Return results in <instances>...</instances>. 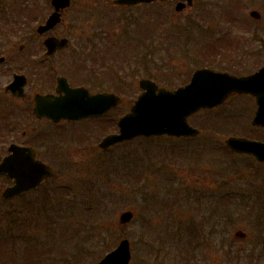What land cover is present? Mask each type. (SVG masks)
I'll list each match as a JSON object with an SVG mask.
<instances>
[{
	"label": "rangeland",
	"instance_id": "obj_1",
	"mask_svg": "<svg viewBox=\"0 0 264 264\" xmlns=\"http://www.w3.org/2000/svg\"><path fill=\"white\" fill-rule=\"evenodd\" d=\"M111 1L73 0L72 6L63 13L61 24L54 31L59 33L60 36L67 38L78 37L77 35L88 30V26L91 28L89 30L91 32L93 31L94 25L105 23H101L96 19V17L100 16V13L95 10V8L100 10L104 6L114 14L131 15L132 19L139 18L141 21H145V23L147 19L153 20L155 22L154 28H157V32L161 35L162 32L160 30L168 31V37L170 38L157 51L154 50L151 57L146 59V69L148 67L147 73L150 72L160 87L168 90L183 85L187 82L190 72H193L197 67H204V64L208 63L196 61V59L200 51L207 49L208 45L204 48V43L207 41V38L211 41L213 38H216L218 29H214L216 28L217 22H227L230 19V17H221V5L229 7L228 0H195L194 8L186 9L182 12V15L174 12L175 2L168 3L169 5L158 6L157 8L141 6L136 9L119 10L112 6ZM229 1L234 6L226 15L229 14L230 16L231 14L235 17V20H232L234 24L230 26L229 24L231 23L227 22V24L222 23L218 26L222 27L223 33L229 32L231 35L239 36L243 40H246L242 43L241 48L242 52L248 55V51L252 49L249 43H254L256 40L254 39L252 42L251 30L253 28L264 27V1L263 3L259 0H252L251 2L250 0ZM12 2L15 3H11L10 11L5 12L3 18L0 15V30L15 29L9 33L10 42H5L7 38L0 35V52L5 58L4 65L0 66V86L9 78L11 71L18 73L21 69V62L17 61V63H14L9 56L18 52L19 47L25 44V39L38 38V35L35 34V28L37 25L42 24L52 11L50 0L48 2L47 0H12ZM19 4L23 9L21 6L20 8L18 6L17 10V5ZM244 4L246 5L244 6ZM79 8L80 12L89 18V22L79 23L73 28L75 26V12H78ZM251 10H256L261 14L262 18L259 23L249 18V12ZM241 14H243L242 17ZM186 17L192 22H187L185 20ZM222 18H225V20ZM237 18L239 20L241 18L240 23H244V29L240 27ZM185 21L188 25L186 28ZM190 25L192 27L189 28ZM99 26L105 29V27H115V24L112 23L109 26L102 24ZM246 27H249V29H245ZM154 28L152 27V31ZM208 29H212V31L207 36ZM109 30L112 32L113 28H109ZM109 30L105 29L107 32ZM53 33L51 32L48 35H52ZM219 33L221 34V32ZM262 43H264V38ZM201 45L202 47H199ZM215 45L219 50L224 51L225 49L222 47L227 48L224 42H219ZM28 47L32 51L25 50L22 53H42V51L38 50L39 46L36 41ZM253 47L254 51H264V45L262 49H258L256 46ZM124 59L121 57L117 59V63L123 68L127 64ZM245 59L248 60V57ZM263 62L264 58H261V61L255 62V65H262ZM81 64L84 67L85 61H82ZM206 65L212 67L209 64ZM67 66L69 67V65ZM127 68V70H120L123 77L129 75V77H125L127 81H125L126 85H134L136 87L137 81L147 75L145 69L138 68L135 72V70L131 69L130 65H127ZM7 70L10 71L9 74L4 73ZM121 75L119 77H122ZM135 87L132 89L129 88L128 90L121 88L114 91L108 86V91L117 94L122 98L123 102L108 114L107 122L105 118L104 121H101V123L105 124L104 128L107 132L113 130L110 122L113 119L115 122L119 116L125 114L129 106H131L138 96L139 91ZM252 106L250 99L233 97L213 111L201 112L190 117L188 122L199 129L204 136L193 141H187V143L182 140L167 137L142 138L138 139V144L135 141L134 146L131 143H125L107 152L108 155H104L106 156V160L103 163V168L111 171L104 173L103 168L99 169L97 168L98 165L92 164L98 171L92 173V176L96 180L94 182L89 181V183L93 184L94 188H98V191L100 186L101 197H99L98 193V197L96 198V189L93 190L87 185L86 190L90 192L89 194L87 193L85 200L83 198L84 202H75L73 206L70 203L69 206V201L74 195L72 192L66 190L68 174L66 171L62 173L64 175L59 174V177L62 178L59 192H62V194L59 197L57 196L59 199L58 202L53 201V204L47 207V209L43 208L41 216L37 214V217L33 218V225L31 224L32 226L28 228L29 231L26 230V233L17 232L21 229L20 222L28 221L25 210L21 208V202L18 204L15 201L3 203L0 201V213L2 215V224H0V264H94L104 254L114 249L123 236L130 242L132 254L130 264H142L140 263L138 247H142L140 240L143 238V234L145 236L143 241L147 245L150 244V241L151 243L154 242L155 249L160 250V254L157 256L161 257L165 255V252H169L162 259L156 258L154 260L153 256L149 258L145 257L147 262L149 261L148 264H174L176 260V264H180L183 261L182 257L185 260L183 256L184 251L188 249L194 250L192 252L194 254L193 264H227V262H229L228 264H264V166L256 167V163L245 155L231 157L224 152L221 146L222 140L228 136L245 134L251 137H258V135L263 134L259 130L252 129L250 125L253 115ZM96 125L98 124L90 123L86 127L92 128ZM99 136L102 137L100 131L91 129L90 137L92 140L98 139ZM211 140L213 142H210ZM206 141L208 142L207 144L205 143ZM211 143L213 146L208 147ZM186 144H188V148H185ZM92 151L94 154L98 153L96 146H94ZM76 152L75 155L72 154V157L68 156L66 162L74 166H80L82 164L89 165L88 163L90 162L86 158L89 154L88 149L84 153L80 151ZM212 157L215 160L214 165L211 164ZM92 159L96 160L94 157ZM134 160H136L138 171H142V178L145 177L144 173L151 174L153 172V175L146 178L148 180L146 181L147 187L140 189V194L138 192L139 204L137 203V205L132 200V185L130 181H122L123 184L121 186L118 184V181L113 179L114 173L122 175L124 178L125 176H130L131 161L134 162ZM180 160L182 162L179 164ZM191 161H196L195 169L198 171L203 168L207 174H210V171L214 169L217 178L213 180V185H216L213 187L219 188L220 186H224L221 188L223 190H219V193L230 195L231 198L234 193H238L241 197H248L246 201L241 200L238 203L235 202L238 204L236 211L231 206L232 203L230 206L233 208L230 214L224 210L227 209L228 205L225 206L219 203L218 206L216 205L217 208L214 211L213 218L208 220L207 223L205 221L202 240H209L212 236L215 239L216 246L219 245L222 247L221 252L219 251L217 254L210 255L207 258V255L204 253V244H200L196 249L190 243L188 244L190 248L185 247L188 237L187 234L184 236L181 233L183 238H181L179 233H162V231L160 233L142 234L133 232V223L123 229L117 226L118 217L121 212L126 210L131 211L135 208L137 209V217L140 220V230L146 228V225L142 222L143 219L150 220L159 229L164 228L166 221L171 222L174 220V208V211L165 219L163 213L166 214L167 212H162L161 207H158L160 213L157 212V214L153 211V214H151L150 211L153 209V205L147 199L155 200L157 205H159L160 201H164L165 197L163 195L167 191V188L163 191L161 186L167 184L165 182L167 177L161 175V169L166 168L170 170L179 165L184 169H181V173L183 174L178 179L170 178L178 182L176 188H181L184 185L183 188L189 186L195 189H203L210 179H204L205 173L198 174V172L193 171L190 173L189 163ZM118 163L119 165H117ZM92 169L93 167L91 171ZM158 170L160 172L159 174L154 172ZM255 171L258 172L257 176L252 175ZM171 176L173 177L174 175ZM143 183L145 184V182ZM2 190L3 184L0 180V193ZM246 191L249 192L246 194ZM208 197L210 195L206 193V198L202 201V209L199 210V213H194V217L191 216L193 222L200 223L208 215L209 211L206 212L205 210V202ZM253 198H256L255 204L252 202ZM90 199L94 200L95 203L90 204ZM194 203V200L182 203L180 208L182 218V210H185L186 207H190ZM243 203L245 204L244 207L241 206ZM89 206L91 207L90 210H88ZM21 210L23 211L22 215L20 213ZM232 211L235 212V215ZM192 212L190 209L186 211V215H190ZM231 214L234 215H232L233 219L230 218ZM202 218L203 220H201ZM10 220L15 223L8 230L4 224L5 222L9 224ZM185 220L187 222L188 219ZM36 221H38L37 224H35ZM212 226L215 233H209ZM176 230H179V228ZM236 230L245 232L247 234V240L234 239V232ZM229 247L232 249L233 254L231 255L230 261H227L223 252ZM180 250L183 254H181ZM211 251H215V248H212Z\"/></svg>",
	"mask_w": 264,
	"mask_h": 264
},
{
	"label": "flooded vegetation",
	"instance_id": "obj_2",
	"mask_svg": "<svg viewBox=\"0 0 264 264\" xmlns=\"http://www.w3.org/2000/svg\"><path fill=\"white\" fill-rule=\"evenodd\" d=\"M99 25H94L93 31L91 32L89 31L91 28L88 26V30L81 33L83 37L79 36V34L77 35L78 37L69 38V44L52 56H47L45 54V37L25 39V44L21 45L20 48L21 52L25 50L32 51V49L28 46L36 41L39 46L38 50L42 51V53H20L11 54L9 56L11 61H14V63H17V61L21 62V69L18 71V73H15L14 71H11L10 73L9 70L4 72L6 74L10 73L9 78L0 86V161L3 157L8 155V149L12 145L31 150L34 153L36 159L46 162L47 164H52V166H54L57 170H63V167L55 166L58 163L57 159L61 156L71 154V151L74 152L82 149V152H85L86 149H88V155L92 154L93 151L91 149V144L94 140H92L90 137V127H86V125L88 126L91 121H94L96 118L86 119L78 122H53L47 117H36L34 109L37 107V96H52L50 98V106H53V96L56 97L58 95L56 92V87L60 78H63L69 87L84 88L89 94L106 93L108 92V86L111 89H113V87L121 88L123 86L126 90L133 88L132 86L126 84L124 85L123 81L117 78L107 76L106 42L108 39L105 37V29ZM76 26L77 24H75L73 28ZM150 26L151 24L147 23V27L149 28ZM126 31L131 34L128 29ZM120 32L123 34L122 31H117V33ZM54 35L58 37L59 33L54 32ZM147 35L149 37V33ZM150 35H153V33ZM128 38L132 44H138L139 39H141V48H143V45L146 43L147 57H151L154 47L152 37H149V39L146 40L144 36H142V38ZM110 40H112V38H110ZM125 57L130 58V56ZM82 61H85L84 67L81 64ZM4 62L5 60L0 62V66L4 65ZM67 65H69V67ZM15 75H21L24 78L20 80L22 84L19 88L10 86L13 83ZM97 119L98 120L96 121L101 123V119ZM201 136L203 135H198L195 138ZM177 140L187 142L189 139ZM210 142H213V140ZM129 143L134 146L133 141ZM212 146L213 144L211 143L208 147ZM104 152L107 151H103V153ZM181 162L182 161L180 160L179 164ZM214 162L215 160H213L212 157L211 164L214 165ZM181 167L182 166L179 165L178 167L170 170H167L166 168L161 169V173H164L166 175L165 177H167L165 179V182L167 183L165 184L166 188L172 190V192L168 193L170 204L166 209V217H169V214L174 211V208L175 219L171 221L174 223L166 221L164 226L165 229L162 230L158 229L157 226H155V224L150 220L143 219L142 222L146 225V228L140 230V220L137 217V209L135 208L132 209V223L134 226V233H160L161 231L162 233H184L182 230L184 218H182L180 215L179 206H181L182 203L190 201L192 198L187 199L183 194L182 188L184 185L183 187L180 186L181 188H176L178 182L176 180L170 179H178L183 174L181 173ZM154 172L160 173L159 170ZM191 172L192 170L190 173ZM193 172H198V174L205 173L204 179H210V181L206 183V186H204L205 190L210 191L212 195L217 196V191L219 188L213 187L216 186L213 185V180H216L217 178L214 169L210 171V174H207L206 170L203 168L199 171L195 169ZM171 175L174 176L172 177ZM71 177L73 182L71 191H74L76 185L74 180L81 178L82 175L80 172L76 171V169H73L71 171ZM0 180L2 181L3 187L12 185L11 180L5 179L1 176ZM122 181H130V184L132 185L131 193L133 203H136V205L137 203L139 204L138 189L140 188L141 181L139 179V171L137 169L136 160H134V162L132 161L131 175L126 176L125 178L120 176L119 184L121 186L123 184ZM41 188L42 186L37 188L35 191ZM15 199L20 202L23 200V196H17L13 200ZM31 200L36 201L37 198L35 197ZM150 212L153 214V209ZM177 228H179V230H176ZM148 249L150 251H148ZM138 250V254L139 256L141 254V258H149L150 256H153L154 260H156V258L162 259L163 257H166L167 254H169V252H165L164 256L162 255L159 257L157 256L160 254L159 249L153 250L144 246L140 248L138 247ZM141 258L140 261H143Z\"/></svg>",
	"mask_w": 264,
	"mask_h": 264
},
{
	"label": "water",
	"instance_id": "obj_3",
	"mask_svg": "<svg viewBox=\"0 0 264 264\" xmlns=\"http://www.w3.org/2000/svg\"><path fill=\"white\" fill-rule=\"evenodd\" d=\"M156 0H115V4L136 5L142 2ZM165 1V0H160ZM188 5L192 0H186ZM55 12L48 18L46 25L39 27L38 32L43 33L60 22L58 12L70 5V0H51ZM185 5L178 3L176 11H181ZM252 16L258 18L255 12ZM67 43L66 40L58 41L50 38L45 45L48 54L55 52ZM140 86L146 90L132 107L130 114L121 118L118 122L120 135H112L105 138L100 147L105 149L110 145L123 140H129L136 136L171 135V136H193L198 133L186 123V118L200 109H211L223 103L231 93L250 94L255 97L257 110L252 121L253 126L264 128V68L248 77L236 78L226 73L213 72L207 69L197 70L189 85L179 88L174 92L158 89L149 81H141ZM60 91V90H59ZM66 95L59 98L57 106L47 114L54 120L60 118L80 119L104 114L108 109L118 104L119 99L112 94L96 95L88 97L80 90H65ZM58 118V119H57ZM226 146L237 154L247 153L253 155L257 161L264 162V143L249 141L245 138L230 137L225 140ZM15 155L18 154L15 152ZM6 159L0 166V172L8 171L9 163ZM17 166H24V162L17 159ZM27 166V164H26ZM21 172H10L15 178L16 186L7 189L3 196H11L23 190L35 186L37 180L31 184L24 185L22 178L25 170ZM131 219L130 213L120 216V223H128ZM236 238L244 239L246 234L238 231ZM130 247L128 240H122L118 246L108 253L97 264H129Z\"/></svg>",
	"mask_w": 264,
	"mask_h": 264
},
{
	"label": "trees",
	"instance_id": "obj_4",
	"mask_svg": "<svg viewBox=\"0 0 264 264\" xmlns=\"http://www.w3.org/2000/svg\"><path fill=\"white\" fill-rule=\"evenodd\" d=\"M157 37V36H156Z\"/></svg>",
	"mask_w": 264,
	"mask_h": 264
}]
</instances>
